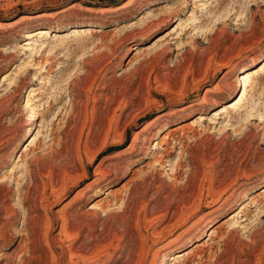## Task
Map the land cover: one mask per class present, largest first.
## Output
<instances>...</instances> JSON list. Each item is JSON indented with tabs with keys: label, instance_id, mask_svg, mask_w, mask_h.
<instances>
[{
	"label": "rangeland",
	"instance_id": "1",
	"mask_svg": "<svg viewBox=\"0 0 264 264\" xmlns=\"http://www.w3.org/2000/svg\"><path fill=\"white\" fill-rule=\"evenodd\" d=\"M0 264H264V0H0Z\"/></svg>",
	"mask_w": 264,
	"mask_h": 264
},
{
	"label": "bare ground",
	"instance_id": "2",
	"mask_svg": "<svg viewBox=\"0 0 264 264\" xmlns=\"http://www.w3.org/2000/svg\"><path fill=\"white\" fill-rule=\"evenodd\" d=\"M203 7V6H202ZM43 18H51V15H48V14H42V15H36V14H32V15H27V17L24 18V22H31V21H36V20H40V19H43ZM41 34V32H39ZM36 43V41H35ZM29 46H32L30 45V43L28 42H25L24 43V47L27 48ZM40 83H44V81H40ZM224 92V88L222 87H219V86H216L214 89H213V93L215 94H219V93H223ZM199 104H203V103H206L207 102V96L204 95L202 98L199 99ZM28 100L26 101V105H28ZM190 105H183V106H180V107H176V108H171L169 109L168 111H166V113H164L162 116L164 117H171V116H174L176 115L178 112H181V111H184L185 109H187L188 107H190ZM223 202V201H222ZM222 202L220 203H217L216 205H214L213 207H211L210 209H208V212L211 213V212H215V211H218L221 209V205ZM181 257V255H177L175 256V260L176 259H179Z\"/></svg>",
	"mask_w": 264,
	"mask_h": 264
}]
</instances>
